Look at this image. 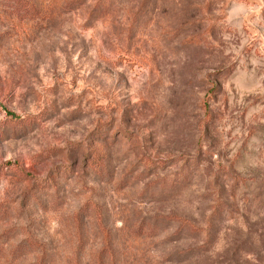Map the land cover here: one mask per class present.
<instances>
[{
    "label": "rangeland",
    "instance_id": "1",
    "mask_svg": "<svg viewBox=\"0 0 264 264\" xmlns=\"http://www.w3.org/2000/svg\"><path fill=\"white\" fill-rule=\"evenodd\" d=\"M0 0V264H264V0Z\"/></svg>",
    "mask_w": 264,
    "mask_h": 264
},
{
    "label": "trees",
    "instance_id": "2",
    "mask_svg": "<svg viewBox=\"0 0 264 264\" xmlns=\"http://www.w3.org/2000/svg\"><path fill=\"white\" fill-rule=\"evenodd\" d=\"M4 2L10 3L15 7V9L24 11L27 14H35V12L37 11V9L27 0H4Z\"/></svg>",
    "mask_w": 264,
    "mask_h": 264
}]
</instances>
